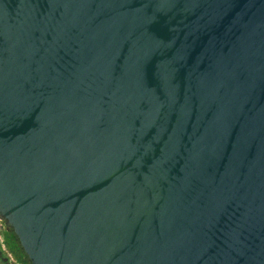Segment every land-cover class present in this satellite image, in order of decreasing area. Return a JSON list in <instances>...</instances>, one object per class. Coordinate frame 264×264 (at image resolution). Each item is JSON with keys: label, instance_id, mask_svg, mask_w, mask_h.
Listing matches in <instances>:
<instances>
[{"label": "water", "instance_id": "obj_1", "mask_svg": "<svg viewBox=\"0 0 264 264\" xmlns=\"http://www.w3.org/2000/svg\"><path fill=\"white\" fill-rule=\"evenodd\" d=\"M0 220L30 264H264V0H0Z\"/></svg>", "mask_w": 264, "mask_h": 264}, {"label": "trees", "instance_id": "obj_2", "mask_svg": "<svg viewBox=\"0 0 264 264\" xmlns=\"http://www.w3.org/2000/svg\"><path fill=\"white\" fill-rule=\"evenodd\" d=\"M5 240L8 249L14 254V256L22 263V264H30L26 255L22 251L19 241L16 235L12 231H5ZM5 253V252H4ZM0 262L3 264H8L6 256L0 251Z\"/></svg>", "mask_w": 264, "mask_h": 264}, {"label": "built area", "instance_id": "obj_3", "mask_svg": "<svg viewBox=\"0 0 264 264\" xmlns=\"http://www.w3.org/2000/svg\"><path fill=\"white\" fill-rule=\"evenodd\" d=\"M5 231L6 225L2 220H0V251L6 256L8 264H22L8 249L5 240Z\"/></svg>", "mask_w": 264, "mask_h": 264}, {"label": "crops", "instance_id": "obj_4", "mask_svg": "<svg viewBox=\"0 0 264 264\" xmlns=\"http://www.w3.org/2000/svg\"><path fill=\"white\" fill-rule=\"evenodd\" d=\"M0 264H3L2 262H0Z\"/></svg>", "mask_w": 264, "mask_h": 264}]
</instances>
